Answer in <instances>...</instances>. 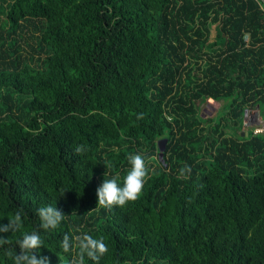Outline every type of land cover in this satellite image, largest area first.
Instances as JSON below:
<instances>
[{"label": "trees", "instance_id": "1", "mask_svg": "<svg viewBox=\"0 0 264 264\" xmlns=\"http://www.w3.org/2000/svg\"><path fill=\"white\" fill-rule=\"evenodd\" d=\"M254 107L264 119V0H0V223L23 211L0 264L33 230L51 264L79 251L66 233L102 238L100 264H264V133L240 131ZM137 153L140 197L98 205Z\"/></svg>", "mask_w": 264, "mask_h": 264}, {"label": "clouds", "instance_id": "2", "mask_svg": "<svg viewBox=\"0 0 264 264\" xmlns=\"http://www.w3.org/2000/svg\"><path fill=\"white\" fill-rule=\"evenodd\" d=\"M74 150L77 153L86 151L84 145H77ZM128 163L130 168L124 176L122 185L118 177L112 176L104 178L102 184L98 186L96 190L98 205L125 206L140 197L148 176L147 157L139 153L133 154L128 157ZM36 215L40 221V228L45 231L57 229L67 217L52 204L39 207ZM8 221L7 224L0 223V244L6 242L5 234L21 228L23 211L17 210ZM43 245L44 241L39 231L23 233L16 242V249L18 247L19 251L15 249L13 264H51L48 256L37 255ZM77 245L79 251L72 256L70 264H85L86 258L92 261V264H100L102 257L108 251L102 238H94L89 234L71 236L66 233L60 242V247L66 254L72 253Z\"/></svg>", "mask_w": 264, "mask_h": 264}, {"label": "rangeland", "instance_id": "3", "mask_svg": "<svg viewBox=\"0 0 264 264\" xmlns=\"http://www.w3.org/2000/svg\"><path fill=\"white\" fill-rule=\"evenodd\" d=\"M4 17V16H3ZM201 107L203 106V112L208 117H215L224 105V101H214L208 99L207 103H198ZM206 105V107H204ZM206 117V116H205ZM264 129V119L260 115L258 107H254L245 112L243 118V124L240 129L241 133L247 134L248 131L255 132ZM264 133V132H263ZM229 134H232L231 132Z\"/></svg>", "mask_w": 264, "mask_h": 264}, {"label": "water", "instance_id": "4", "mask_svg": "<svg viewBox=\"0 0 264 264\" xmlns=\"http://www.w3.org/2000/svg\"><path fill=\"white\" fill-rule=\"evenodd\" d=\"M158 145H159V148H160V157H162L163 156V152L165 150L166 139L160 140Z\"/></svg>", "mask_w": 264, "mask_h": 264}, {"label": "built area", "instance_id": "5", "mask_svg": "<svg viewBox=\"0 0 264 264\" xmlns=\"http://www.w3.org/2000/svg\"><path fill=\"white\" fill-rule=\"evenodd\" d=\"M263 132H264V129H263V130H260V131H257V130H256L254 133H255V134H258V133H259V134H262Z\"/></svg>", "mask_w": 264, "mask_h": 264}]
</instances>
